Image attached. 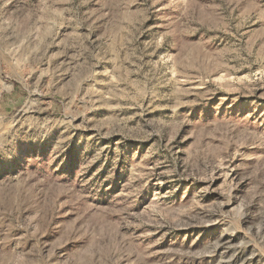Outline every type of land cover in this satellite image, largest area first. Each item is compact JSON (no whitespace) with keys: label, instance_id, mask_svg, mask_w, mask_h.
Masks as SVG:
<instances>
[{"label":"rangeland","instance_id":"rangeland-1","mask_svg":"<svg viewBox=\"0 0 264 264\" xmlns=\"http://www.w3.org/2000/svg\"><path fill=\"white\" fill-rule=\"evenodd\" d=\"M0 264H264V0H0Z\"/></svg>","mask_w":264,"mask_h":264}]
</instances>
